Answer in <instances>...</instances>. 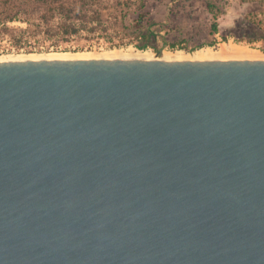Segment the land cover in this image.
Returning a JSON list of instances; mask_svg holds the SVG:
<instances>
[{"label":"water","instance_id":"obj_1","mask_svg":"<svg viewBox=\"0 0 264 264\" xmlns=\"http://www.w3.org/2000/svg\"><path fill=\"white\" fill-rule=\"evenodd\" d=\"M0 264H264V58L1 59Z\"/></svg>","mask_w":264,"mask_h":264},{"label":"rangeland","instance_id":"obj_2","mask_svg":"<svg viewBox=\"0 0 264 264\" xmlns=\"http://www.w3.org/2000/svg\"><path fill=\"white\" fill-rule=\"evenodd\" d=\"M14 1L0 0V60L30 55H102L128 49L149 52L154 58L175 52L193 56L203 48L217 50L223 43L249 47L264 56V0H106L105 36H75L69 41L44 35L38 21L31 26L2 22L7 15L3 5L12 8L13 3H7ZM215 20L218 32L212 28ZM150 24L154 46L143 47L140 33Z\"/></svg>","mask_w":264,"mask_h":264},{"label":"trees","instance_id":"obj_3","mask_svg":"<svg viewBox=\"0 0 264 264\" xmlns=\"http://www.w3.org/2000/svg\"><path fill=\"white\" fill-rule=\"evenodd\" d=\"M17 1H20L19 5ZM106 0H15L12 8L3 5L6 16L2 22H25L32 25L38 21L46 36H57L61 41H69L77 36L89 39L104 37L108 31L105 25L104 10ZM209 9L211 5L208 3ZM212 11V9H210ZM38 16V17H34ZM2 20V19H1ZM150 24L141 32L143 47L154 46L151 37L154 35ZM214 32H218V22L212 23ZM105 32V33H104ZM163 46L167 45L165 38ZM224 40H226L224 38ZM160 54V50H158Z\"/></svg>","mask_w":264,"mask_h":264},{"label":"bare ground","instance_id":"obj_4","mask_svg":"<svg viewBox=\"0 0 264 264\" xmlns=\"http://www.w3.org/2000/svg\"><path fill=\"white\" fill-rule=\"evenodd\" d=\"M16 59L24 58H57V59H72V58H140V59H153L151 53L143 51H135L128 49L126 51L114 50L109 51L102 55L81 54V55H49V56H15L9 57ZM264 58L257 51L249 47L240 46L233 43H223L219 49L203 48L196 52L193 56H189L184 52L166 53L163 59L167 60H214V59H258Z\"/></svg>","mask_w":264,"mask_h":264}]
</instances>
